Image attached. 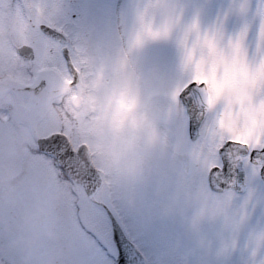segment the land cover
<instances>
[{
	"label": "snow or ice",
	"instance_id": "1",
	"mask_svg": "<svg viewBox=\"0 0 264 264\" xmlns=\"http://www.w3.org/2000/svg\"><path fill=\"white\" fill-rule=\"evenodd\" d=\"M63 20L121 82L146 78L202 190L134 236L110 215L91 264H264V0H73Z\"/></svg>",
	"mask_w": 264,
	"mask_h": 264
},
{
	"label": "rangeland",
	"instance_id": "2",
	"mask_svg": "<svg viewBox=\"0 0 264 264\" xmlns=\"http://www.w3.org/2000/svg\"><path fill=\"white\" fill-rule=\"evenodd\" d=\"M36 2L39 16L71 33L63 16L73 0ZM173 34L180 35L179 29ZM258 34L259 23L247 39L253 53L259 48ZM70 36L72 56L89 84L86 89L69 90L71 124L66 118L63 127L75 145L87 142L91 147L105 178L96 198L106 202L133 236L148 232L155 221L185 213L200 201L202 190L162 115L163 101L150 98L143 75L131 86L121 82L111 61L102 63L91 44ZM229 38L221 37L220 44L227 47ZM11 102L21 103L23 120H18V114L15 120L4 113L0 116V260L4 264H91L90 254L105 234L102 226L107 216L92 207L81 188L59 178L49 158L33 153L30 142L20 145L18 141H32L57 128L58 117H44L40 108L31 118L33 100L26 94L13 95ZM10 112H16L14 107Z\"/></svg>",
	"mask_w": 264,
	"mask_h": 264
},
{
	"label": "flooded vegetation",
	"instance_id": "3",
	"mask_svg": "<svg viewBox=\"0 0 264 264\" xmlns=\"http://www.w3.org/2000/svg\"><path fill=\"white\" fill-rule=\"evenodd\" d=\"M42 24L63 32L67 43L46 34L41 28ZM69 44L72 47L70 33L39 16L36 0H0V116L4 113L8 120H15L18 114L17 118L21 122L22 105L11 102V97L26 94L35 102L48 97L51 109L45 108L42 113L44 117L51 116L53 120L58 117L60 123H66V118L70 116L67 96L71 89V73L63 49ZM22 45L32 47L34 58H27L19 51ZM9 48L12 49L11 53ZM80 83L85 89L89 84L84 71H81ZM4 105H8L9 109L14 107L16 112H3ZM28 115L33 118L36 112L32 111ZM17 127V124L12 127L13 135L17 134ZM18 141L20 145L29 144L27 139L19 138Z\"/></svg>",
	"mask_w": 264,
	"mask_h": 264
},
{
	"label": "water",
	"instance_id": "4",
	"mask_svg": "<svg viewBox=\"0 0 264 264\" xmlns=\"http://www.w3.org/2000/svg\"><path fill=\"white\" fill-rule=\"evenodd\" d=\"M42 28L56 38L62 35L61 32L47 25H42ZM20 50L26 53L27 47H21ZM68 66L73 75L71 84L74 85L79 80V73L72 59L68 60ZM37 146L40 150L55 156L68 176L81 184L88 196L95 195L102 187L104 183L103 177L93 162L91 151L87 144L82 143L77 148H74L65 134L54 132L45 137H39L37 139ZM105 207L108 215L114 216L117 219L113 211L109 207Z\"/></svg>",
	"mask_w": 264,
	"mask_h": 264
}]
</instances>
